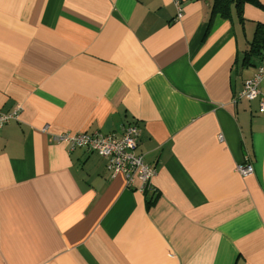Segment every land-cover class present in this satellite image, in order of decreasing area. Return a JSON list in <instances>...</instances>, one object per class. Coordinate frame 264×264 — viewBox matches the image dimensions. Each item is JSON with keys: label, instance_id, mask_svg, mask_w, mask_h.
<instances>
[{"label": "crops", "instance_id": "obj_1", "mask_svg": "<svg viewBox=\"0 0 264 264\" xmlns=\"http://www.w3.org/2000/svg\"><path fill=\"white\" fill-rule=\"evenodd\" d=\"M180 2L0 0V111L22 105L0 129V264H264V112L238 99L264 6ZM129 124L146 192L55 139Z\"/></svg>", "mask_w": 264, "mask_h": 264}, {"label": "built area", "instance_id": "obj_2", "mask_svg": "<svg viewBox=\"0 0 264 264\" xmlns=\"http://www.w3.org/2000/svg\"><path fill=\"white\" fill-rule=\"evenodd\" d=\"M181 0H175L178 13L176 19L183 18L184 11L181 7ZM264 81V50L261 62L255 75L244 83V87L239 93L238 99L252 101L260 97V111L264 112V95L261 92V83ZM22 111V105L18 104L12 111H0V129L14 119H17ZM47 126L44 131H47ZM141 129L137 124L127 125L122 132L92 133L79 132L71 134L63 132L55 136L56 141L68 144L69 150L76 148H86L97 152L106 160L107 168L112 174L122 173L126 176L128 184L132 185L135 180H139L140 188L146 192L153 188L152 179L156 169L144 160L142 154L137 152ZM237 171L244 176L254 172L251 163H240Z\"/></svg>", "mask_w": 264, "mask_h": 264}, {"label": "trees", "instance_id": "obj_3", "mask_svg": "<svg viewBox=\"0 0 264 264\" xmlns=\"http://www.w3.org/2000/svg\"><path fill=\"white\" fill-rule=\"evenodd\" d=\"M246 3L263 7L261 0H214L212 14H220L224 18H229L232 15L233 7L236 8L240 18L243 19L242 11ZM264 50V24L258 23L253 39L250 42V48L247 51L246 62L251 55L262 56ZM157 200V195L154 193L148 198L147 206L151 207Z\"/></svg>", "mask_w": 264, "mask_h": 264}]
</instances>
